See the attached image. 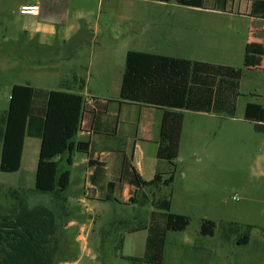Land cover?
Wrapping results in <instances>:
<instances>
[{"label":"rangeland","instance_id":"obj_1","mask_svg":"<svg viewBox=\"0 0 264 264\" xmlns=\"http://www.w3.org/2000/svg\"><path fill=\"white\" fill-rule=\"evenodd\" d=\"M23 1L29 0H0V114L9 108L15 84L58 90L73 74L90 81L85 90L78 85V93L113 96L129 49L243 67V89L257 95L240 91L233 118L215 114L199 128L191 123L202 155L196 161L184 150L174 182L156 193L173 202L171 212L190 218L185 230L166 231L160 264H264V133L244 119L247 101L264 105V70H246L241 55L251 18L237 14L217 21L216 14L152 0H58L53 11L25 15ZM40 24L55 26V32H36ZM231 45L232 54H225ZM26 147L31 151L29 143ZM1 153L0 141V162ZM76 156L80 161L86 154ZM37 159L28 151L20 170L0 169V215L20 203L51 209L58 224V264H149L127 257L144 256L148 231H129L151 220L150 202L123 203L119 196L118 201H79L87 166L71 167L65 159L61 163L72 171V182L62 202L36 190ZM185 170L188 177L181 178ZM208 220L215 223L212 234L202 233Z\"/></svg>","mask_w":264,"mask_h":264},{"label":"trees","instance_id":"obj_2","mask_svg":"<svg viewBox=\"0 0 264 264\" xmlns=\"http://www.w3.org/2000/svg\"><path fill=\"white\" fill-rule=\"evenodd\" d=\"M178 4L202 7L204 0H163ZM252 14H264V1L253 2ZM264 47L248 43L245 67H259ZM243 68L191 60L147 51L129 50L121 85V101H129L164 108L159 158L173 165L171 173H158L151 181L132 171L131 183L137 187L129 202L146 205L154 210L148 223L130 228V232L147 230L146 250L143 257L127 258L149 264L163 261L165 236L168 230H185L190 218L171 212V200L157 197L156 193L141 194L138 189L170 186L175 179L176 161L179 157L183 134L184 110L210 112L235 116L240 96ZM83 81L77 76L64 80L63 89H43L28 84H15L10 95L9 108L0 114V141L2 153L0 169L16 172L22 166L25 139L39 137L41 148L36 169L35 188L49 192L66 202V190L70 186L71 165L75 150L84 151L86 143H75L83 126L85 114L90 110L106 112L113 99L93 98V105L84 96L73 91L72 85ZM245 119L253 122L257 131H264V106L249 102ZM68 154L65 165L61 157ZM115 186L109 183V189ZM110 191L108 200L116 201ZM161 218H158V217ZM126 223V220L119 221ZM215 223L204 221L202 233L212 234ZM248 232V231H247ZM246 232V233H247ZM58 224L55 213L46 206H20L10 214L0 215V264H58ZM124 238L122 239V245Z\"/></svg>","mask_w":264,"mask_h":264},{"label":"crops","instance_id":"obj_3","mask_svg":"<svg viewBox=\"0 0 264 264\" xmlns=\"http://www.w3.org/2000/svg\"><path fill=\"white\" fill-rule=\"evenodd\" d=\"M158 4H173V5H183L178 4L173 1H163V0H152ZM257 0H204L203 6H188L197 11H205L212 14H216L217 21L221 18H225L226 16H234L239 15L245 18H251V27H249L250 33L248 38L244 42V67H245V55L247 52L248 43H258L262 44L264 47V14H252V6L253 2ZM264 1V0H263ZM28 3H37L41 7V15L44 11L50 12L58 7V0H29L23 1L20 4V7L24 4ZM43 30V31H42ZM36 32H48L54 33L55 26L53 25H38L36 28ZM45 34V33H44ZM133 50V49H129ZM125 54L126 55L128 51ZM143 51V50H141ZM153 53V52H151ZM225 54H232V45L229 49H225ZM161 54V53H155ZM165 55V54H162ZM170 56V55H168ZM179 58H186L191 60H199L206 61L214 64L228 65L233 67L243 68L238 64H234L232 62H228L225 60H200L192 57L179 56ZM246 70L255 71L259 69L264 70V56L262 59V63L259 67L247 68ZM125 67L119 70L117 75V82L115 86L117 87V93L113 94L111 97L104 96V94H88L84 96V98L88 101L89 104L93 105V102H90L91 99L96 97H102L107 99H113L106 112H101L97 110L88 111L83 120V126L79 133L75 138V143H86L84 152L86 156L82 157L80 161L76 159L75 150L72 154L73 163L70 165L76 166L78 164H83L87 166L85 182H84V191L83 195H79L78 200L85 202L87 199H93L95 201H108V197L110 195V191L113 192L112 197L116 198L118 201L119 197H121V202L130 203V198L136 192L137 187L131 183V173L135 171L138 173L143 180L151 181L155 178L158 173L164 174L167 176L171 173L173 169V165L158 156L159 150V142L161 138V128H162V120L164 115V108L129 102V101H121V85L122 79L124 75ZM245 71V70H244ZM243 76L240 81V91H247L248 95L256 96L252 88H245L243 84ZM73 76H77L78 82L81 83L83 81V89H87L90 85V81L84 79L78 74H73ZM71 77V78H72ZM68 78V79H71ZM119 79L120 86L117 85ZM99 80L101 83L105 84L106 81L102 76H99ZM79 84L75 83L72 85L73 91L77 89ZM115 87V89H116ZM51 90V89H49ZM90 90V88L88 89ZM77 92V91H75ZM249 102H256L249 100L246 102V105ZM262 104V103H260ZM245 105V106H246ZM263 105V104H262ZM264 106V105H263ZM246 108V107H245ZM184 125H183V134L180 143V152L179 157L176 161H181L183 158V151L185 150L188 153V157L195 159L198 161L199 155H202L200 152V148L202 145V141L198 142L194 137V134L190 133L189 125L191 123L196 127H201L203 122H210L209 119L206 118H215L214 113L210 112H202V111H191L184 110ZM227 118H233L231 116H227ZM245 119V117H244ZM247 122L253 123L247 119ZM254 124V123H253ZM259 132V131H257ZM264 133V131H262ZM260 132V133H262ZM39 139L40 141H38ZM37 140V141H36ZM128 140L132 141L133 146L128 148ZM31 142V143H30ZM30 144L31 157L34 159L36 155H38L37 164L39 160V153L41 148V139L39 137L28 136L25 139L24 151H23V159L27 151V144ZM262 143L264 144V139L262 138ZM65 161L68 159V154L61 157V160ZM261 159V158H260ZM200 160V159H199ZM195 168V167H193ZM37 169V166H36ZM188 172L185 170L181 174V178H187ZM71 182H72V171H71ZM70 182V185H71ZM114 183L115 186L109 189V183ZM194 182L193 178L189 179V183ZM70 187V186H69ZM162 187H160L161 189ZM160 189H152V188H143L138 189V192L141 194L148 195V192L151 191L152 194L158 193ZM72 193L76 195L79 193L77 189L72 190ZM119 196V197H118ZM76 197V196H75ZM157 197H161L158 195ZM173 206V202L171 201V208ZM130 232V231H129Z\"/></svg>","mask_w":264,"mask_h":264},{"label":"built area","instance_id":"obj_4","mask_svg":"<svg viewBox=\"0 0 264 264\" xmlns=\"http://www.w3.org/2000/svg\"><path fill=\"white\" fill-rule=\"evenodd\" d=\"M251 1V0H248ZM20 11L22 14H31V15H39L41 12V7L37 3H28L24 4L20 7ZM90 102H93V99L90 100Z\"/></svg>","mask_w":264,"mask_h":264}]
</instances>
